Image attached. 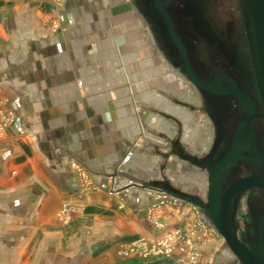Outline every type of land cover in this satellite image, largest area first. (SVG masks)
Masks as SVG:
<instances>
[{
	"label": "crops",
	"instance_id": "obj_1",
	"mask_svg": "<svg viewBox=\"0 0 264 264\" xmlns=\"http://www.w3.org/2000/svg\"><path fill=\"white\" fill-rule=\"evenodd\" d=\"M141 5L0 0V264H114L120 247L156 237L151 158L132 139L150 111L172 129L187 96L161 76ZM151 81L165 90L138 84ZM167 209L164 221L182 218Z\"/></svg>",
	"mask_w": 264,
	"mask_h": 264
},
{
	"label": "rangeland",
	"instance_id": "obj_2",
	"mask_svg": "<svg viewBox=\"0 0 264 264\" xmlns=\"http://www.w3.org/2000/svg\"><path fill=\"white\" fill-rule=\"evenodd\" d=\"M51 1L53 4L57 3L58 5L63 2V0ZM203 1L205 10H208V19L211 28L210 34L214 36L216 40L219 38L227 46L230 44L232 47H236V49H233V52L237 55L239 66L244 71V76L249 81H251L252 77L250 74H252V69L250 62L246 58L249 54V51L245 44L244 32L236 26L237 23H234L236 24L235 28H231V30H227V27H225L230 20L237 22L238 17H240L238 14L240 12L239 7L241 5V1ZM141 9L144 18H146V20L149 22L148 24L147 21L141 16L142 20L144 21L145 28H147V34H149V38H151V43L154 44V49L159 53L157 54L159 55L160 62L162 63L161 67L163 68L162 71L164 74L160 75L164 76L168 74L169 76H173L177 79V81L171 80L172 83L170 85L167 84V86L173 87L171 85H174L176 82L183 84V93H185L187 96L184 101L187 103L188 110H183V115L180 116V120H173V130L171 129V126H166V124L170 123V118H168V115H164L166 117L162 116L163 119H161L158 115L156 116V114L153 112L151 113L150 111V114H153V116L147 114V128L139 123L140 130H138L137 135L133 136L132 142L136 143L139 141L138 146L141 144L140 147L143 149V151L147 152V150H149L148 156L151 158L150 174H152V177L149 183H147L148 185L145 187L147 189L148 195L151 196L153 203L147 210L145 220L149 225L152 226L155 234L157 233L156 235L171 229L179 228V223H184V227L189 229L193 223L200 222L203 228L212 229L208 219L204 217L202 211L199 208L192 204H188L187 202L184 203L183 201L175 198L173 195L179 191L184 195L188 194L196 197L200 203L206 202L205 191L207 172L206 168L204 167V163L208 158H210L212 162L218 159V152H214L218 146L215 141L216 137H213L214 129L211 125L210 118V116H212L214 112H217V110H211L212 115L209 113L210 110L209 112L206 110V101L202 95L197 92L195 87L184 76L181 69L175 64V54L173 53V50L168 48L166 49V47L163 48L160 45L158 35L154 34L151 28L152 23L148 8H144V6L141 5ZM56 26L57 24L53 25V28ZM151 67L154 69L152 70L154 74L158 73L157 71L159 68L157 65ZM150 68H148V70ZM146 70L147 69L145 68L144 71ZM138 84L149 85L147 90L150 89V91L153 89L156 91L159 88H161L163 91L165 90L164 84L161 83L159 85L158 81L155 82V85L152 81L139 82ZM135 85H137V82H129L127 84L128 87L125 86V88L131 94L133 93V88ZM138 93L142 94L143 89L138 90ZM140 110L145 111L143 107L140 108ZM134 111L135 110L133 109V112ZM155 116L159 121H163V127H161V125L158 123L160 129L156 131L152 123V120ZM186 118L190 119V122H188L189 130L184 129ZM214 118H216V116ZM178 122L181 126V129L179 130L178 134H175V130L177 129L176 124ZM186 136L189 138H186ZM157 144H160V146ZM158 152L162 154L165 160H159V158L154 157ZM161 162L164 164V169L158 172ZM114 193V189H111L109 192L110 195ZM161 208H169L167 211L174 209L178 212V216L182 218L174 222L171 220L164 221L161 219L160 215V212L162 211ZM263 209L264 201L261 202L256 193L252 191L237 197L235 200L231 217L233 233L236 234L238 239L246 247H249L250 244H257V233L255 232V229L259 220L258 216ZM159 226H162V228L159 229ZM199 252L201 255L199 256L200 259L197 264H239L236 258L233 257L230 251L225 247L224 242L219 237V235L211 239L205 238ZM159 260L162 259L136 261L129 258L126 260H119L114 264H155ZM167 261L178 264H189V262L186 261L182 263L173 260Z\"/></svg>",
	"mask_w": 264,
	"mask_h": 264
},
{
	"label": "flooded vegetation",
	"instance_id": "obj_3",
	"mask_svg": "<svg viewBox=\"0 0 264 264\" xmlns=\"http://www.w3.org/2000/svg\"><path fill=\"white\" fill-rule=\"evenodd\" d=\"M240 1L238 14L240 17H238L237 22L228 21L225 27L227 30H231V28H235L236 24L234 23H237L236 26L244 32L245 44L249 51L246 58L252 69L251 81L244 76V71L239 66L237 55L233 52L236 47H232L230 44L227 46L219 38L216 40L210 34L208 10H205L203 0H160L159 2V5L170 17L173 32L185 49L188 63L195 77L206 85L216 82L217 90L221 92L218 95L200 93L206 101V110L208 112L210 110L211 115V110H217L210 118L214 129L213 137L218 138H215L218 147L214 151L215 153L218 152V159L214 162L210 158L206 159L204 163L206 172L210 165H214L231 151L235 141L240 149L241 157L229 168V174L222 186V191L228 188L232 182L250 175L264 178V118L261 117L264 108L248 46L249 15H247L245 0ZM147 3L154 34L158 35L160 45L163 48L173 50L175 64L183 72L182 57L175 48L169 33H167L166 24L157 10L156 3L154 0H147ZM197 92L199 91L197 90ZM215 116L216 118H214ZM249 191L255 192L260 201H264V189H250L237 197ZM207 192L206 182V198ZM175 194L184 201H198L196 197L184 195L179 191ZM201 204L207 205L206 202ZM263 212L264 209L259 216ZM202 213L207 218L203 211Z\"/></svg>",
	"mask_w": 264,
	"mask_h": 264
},
{
	"label": "water",
	"instance_id": "obj_4",
	"mask_svg": "<svg viewBox=\"0 0 264 264\" xmlns=\"http://www.w3.org/2000/svg\"><path fill=\"white\" fill-rule=\"evenodd\" d=\"M157 10L166 24L167 33H169L172 42L182 57L183 73L190 83L199 91L207 94H219L217 83L206 85L200 79H197L192 72L185 49L180 44L173 32L170 17L159 5L160 0H154ZM247 15H249L248 26V46L250 49L251 60L254 65L255 75L259 91L261 92L262 104L264 108V0H245ZM229 93V92H228ZM264 118V113L261 115ZM247 123L249 118L246 120ZM240 149L235 141L231 151L214 165H210L207 173V205L204 206L199 201L186 200L173 195L184 203L192 204L203 211L214 230L223 240L225 247L236 258L239 264H264V212L259 216V222L256 226L257 244L250 245V249L238 239L232 228V213L236 197L250 189H264V178L250 175L232 182L224 191L223 184L229 174V168L240 159ZM155 264H178L167 260H159Z\"/></svg>",
	"mask_w": 264,
	"mask_h": 264
},
{
	"label": "built area",
	"instance_id": "obj_5",
	"mask_svg": "<svg viewBox=\"0 0 264 264\" xmlns=\"http://www.w3.org/2000/svg\"><path fill=\"white\" fill-rule=\"evenodd\" d=\"M7 118L2 123L3 127L8 125L10 117ZM193 224L189 229H171L156 235L153 239L140 237V239L120 247L116 252L117 256L120 260L129 258L136 261L164 259L197 264L201 255L197 247H202L205 238H215L217 234L212 229L203 228L200 222ZM160 228L162 226H159Z\"/></svg>",
	"mask_w": 264,
	"mask_h": 264
}]
</instances>
